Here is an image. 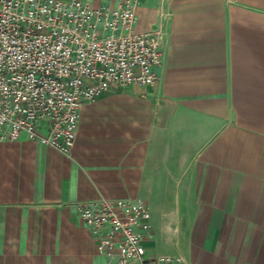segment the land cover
Masks as SVG:
<instances>
[{"label":"crops","instance_id":"0c3cea01","mask_svg":"<svg viewBox=\"0 0 264 264\" xmlns=\"http://www.w3.org/2000/svg\"><path fill=\"white\" fill-rule=\"evenodd\" d=\"M136 16L158 32L153 86L84 103L68 155L0 143V264H109L77 210L99 199L149 208L147 261L264 264V0H140Z\"/></svg>","mask_w":264,"mask_h":264},{"label":"built area","instance_id":"2783aa9c","mask_svg":"<svg viewBox=\"0 0 264 264\" xmlns=\"http://www.w3.org/2000/svg\"><path fill=\"white\" fill-rule=\"evenodd\" d=\"M139 3L0 0V143L25 137L68 155L84 103L115 87L154 85L158 32L135 30ZM77 210L109 264H182L144 259L151 226L142 201L99 199Z\"/></svg>","mask_w":264,"mask_h":264}]
</instances>
